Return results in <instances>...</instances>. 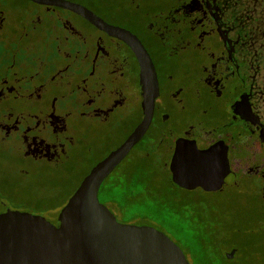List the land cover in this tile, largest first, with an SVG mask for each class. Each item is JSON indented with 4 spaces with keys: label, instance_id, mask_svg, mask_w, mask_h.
<instances>
[{
    "label": "flooded vegetation",
    "instance_id": "1",
    "mask_svg": "<svg viewBox=\"0 0 264 264\" xmlns=\"http://www.w3.org/2000/svg\"><path fill=\"white\" fill-rule=\"evenodd\" d=\"M142 121L101 185L145 166L179 187L177 142L211 148L229 180L195 188L244 196L263 245L264 0H0V144L20 173L80 182Z\"/></svg>",
    "mask_w": 264,
    "mask_h": 264
},
{
    "label": "water",
    "instance_id": "2",
    "mask_svg": "<svg viewBox=\"0 0 264 264\" xmlns=\"http://www.w3.org/2000/svg\"><path fill=\"white\" fill-rule=\"evenodd\" d=\"M137 43L144 77L149 70L155 76L149 54ZM146 126L142 121L81 179L59 210L57 226L43 215L0 203V264H189L182 248L164 230L121 221L98 198L103 178ZM170 170L173 182L185 189L215 190L229 180L212 149L200 150L192 142H177Z\"/></svg>",
    "mask_w": 264,
    "mask_h": 264
},
{
    "label": "rangeland",
    "instance_id": "3",
    "mask_svg": "<svg viewBox=\"0 0 264 264\" xmlns=\"http://www.w3.org/2000/svg\"><path fill=\"white\" fill-rule=\"evenodd\" d=\"M14 159L0 144V203L11 209L43 215L53 224L56 223L57 211L59 212L66 203L79 182L67 179V171L54 173L47 168L27 166V163L22 167L29 168L31 172L22 175L18 173L19 166L14 164ZM163 177L159 180L167 181L166 173ZM166 193L168 219L170 216L175 217L172 214L180 212L179 220L196 227L204 242L222 258L229 257L228 254L232 252L233 264H264V244H258L260 236L254 230L256 225L253 216L248 213L247 207L244 208L241 204L244 196L234 194L233 198H230L232 204H229L230 201H226V197L223 198L219 194L205 193L196 188L185 190L169 183L166 185ZM38 197L42 198L39 210L32 199ZM185 213L189 215L186 216ZM139 216H134L133 220L149 224L138 220ZM154 226L162 229L157 224ZM166 227L167 231H164L175 242H179L180 238Z\"/></svg>",
    "mask_w": 264,
    "mask_h": 264
},
{
    "label": "trees",
    "instance_id": "4",
    "mask_svg": "<svg viewBox=\"0 0 264 264\" xmlns=\"http://www.w3.org/2000/svg\"><path fill=\"white\" fill-rule=\"evenodd\" d=\"M133 171V180L130 182L104 183L100 187V192H98L99 200L109 205V209L113 211L116 218L119 217L118 219L122 221H130L133 220L134 216L138 217L140 215L138 220L152 222L159 225L163 230H166L165 228L168 226L171 232L180 238L177 242L190 264H233V259L228 256L222 258L220 254L213 251L204 242L202 234H199L196 227L181 222L179 220L181 217L180 212L179 214H172L178 217L176 219L173 216H170V219L167 218L166 185L168 186L169 182L159 180L161 176L163 177V169L137 166L136 170ZM18 173H20L19 170ZM32 199L35 200V205L39 210L42 198ZM45 208L49 209L48 207ZM185 214L186 216L189 215L188 213Z\"/></svg>",
    "mask_w": 264,
    "mask_h": 264
}]
</instances>
